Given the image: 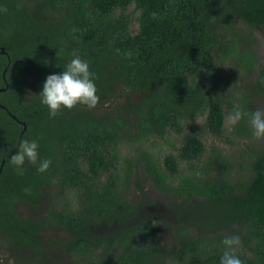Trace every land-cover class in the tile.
I'll return each instance as SVG.
<instances>
[{"label": "trees", "instance_id": "1", "mask_svg": "<svg viewBox=\"0 0 264 264\" xmlns=\"http://www.w3.org/2000/svg\"><path fill=\"white\" fill-rule=\"evenodd\" d=\"M132 4L140 10L136 33L124 14ZM240 22L264 29V0H0V237L11 236L20 254L0 264H219L221 241L231 234L241 238L244 264H264V140L252 136L247 119L234 130L249 140L239 163L248 165L245 173L234 174L216 154L214 170L209 161L179 174L174 155L164 167L147 150L126 157L120 173L123 145L179 133L206 111L209 130L221 136L225 105L263 108L264 65L256 68ZM74 53L96 73L99 102L50 117L39 92ZM218 60L255 71L249 93L219 96ZM26 139H37L40 158L52 161L46 172L27 161L23 175L15 170L11 155ZM204 152L189 135L180 155ZM140 164L171 197L166 205L141 183L132 197ZM74 193L77 207L63 204ZM45 200L47 214L19 211Z\"/></svg>", "mask_w": 264, "mask_h": 264}, {"label": "rangeland", "instance_id": "2", "mask_svg": "<svg viewBox=\"0 0 264 264\" xmlns=\"http://www.w3.org/2000/svg\"><path fill=\"white\" fill-rule=\"evenodd\" d=\"M30 3H33L36 0H28ZM124 14L131 21V30L136 33L140 28V23L138 17L140 15V10L136 5L132 4ZM237 33L239 36L244 35L247 38V46L253 51L255 57L256 68L264 65V29L258 27H251L244 22H240L238 25ZM242 41V40H241ZM221 60L217 61V67L223 68L224 70V79L219 82L220 89L217 90L219 96L224 99L228 97H233L238 99L250 92L249 83L255 77V71L251 74L244 72V68H237L230 61L226 62L224 65L220 63ZM219 71V70H218ZM217 71V72H218ZM25 76L28 79V82H31V77L26 72ZM262 104L264 108V98H262ZM227 110L224 131L221 136L213 134L207 126V117L208 111L198 114L194 120L183 122L182 131L175 132L172 131L169 135L165 137H153L150 140L146 141L140 145H123L120 147V153L122 160L120 162V173L124 174V168L127 163L125 158L130 159L140 156L141 150H147L154 159L160 160L162 166L165 167V157L172 154L176 157L179 164V174H184L185 172L191 173L201 167L208 165L209 161L214 158L216 154H220V158H225L228 161V166L231 167L232 172L236 174L238 171L242 170L244 173L248 169V165H241L239 163L246 161L248 153L243 154V150L247 148V143L249 140L240 139L238 140L235 136V126H231L227 120V114L232 110L233 106L225 105ZM196 135L198 136L205 145V152L197 159L185 160L181 157V148L184 145V141L187 136ZM259 141V140H258ZM215 162L212 160L210 169L214 170ZM177 174L175 182H178L180 177ZM200 174L202 172L200 171ZM138 183H141L146 190L156 199H164V204L166 205L170 200V196H166L156 188L153 184V181L149 174L146 173L143 164H140L138 170L133 173L132 176V189L130 193L132 197L138 198ZM63 204L70 205L71 207H77L76 193L63 197ZM49 202L45 200V203L42 204L34 210L32 207L27 205H22L19 207V211L24 216L37 215L41 216L48 213ZM61 234H55V236H60ZM11 236L0 237V246L6 248L4 250L0 247V261L14 262L15 258L20 255L18 250L11 246ZM163 240L171 242L169 235L167 233L163 234ZM55 241L52 238V235H49L46 238L47 243V256L50 259L52 250H54L53 243ZM50 252V253H48ZM31 254V253H29ZM27 254V255H29ZM30 256V255H29ZM42 262L40 259L39 263ZM173 264V263H169Z\"/></svg>", "mask_w": 264, "mask_h": 264}, {"label": "clouds", "instance_id": "3", "mask_svg": "<svg viewBox=\"0 0 264 264\" xmlns=\"http://www.w3.org/2000/svg\"><path fill=\"white\" fill-rule=\"evenodd\" d=\"M39 96L41 104L47 106L50 117H55L63 109H72L76 105L94 108L99 102L96 73L90 68L87 59L74 53L62 71L46 76ZM244 119H247L252 136L257 140H264V108L248 111L237 104L227 114V120L233 127ZM39 147L37 139H26L19 143L11 155V163L15 165L18 174L23 175L26 161L36 165L37 172L44 173L49 169L52 161L40 158ZM221 243L223 249L219 264H244L238 254L241 246L239 235H226Z\"/></svg>", "mask_w": 264, "mask_h": 264}, {"label": "water", "instance_id": "4", "mask_svg": "<svg viewBox=\"0 0 264 264\" xmlns=\"http://www.w3.org/2000/svg\"><path fill=\"white\" fill-rule=\"evenodd\" d=\"M1 51L4 52L5 50L2 49ZM1 90H5V88H2ZM25 129H26V127H25ZM4 164H5V159L2 160V165H1V169H0V175H1L2 169L4 167Z\"/></svg>", "mask_w": 264, "mask_h": 264}]
</instances>
